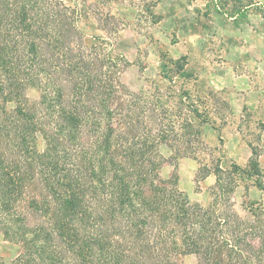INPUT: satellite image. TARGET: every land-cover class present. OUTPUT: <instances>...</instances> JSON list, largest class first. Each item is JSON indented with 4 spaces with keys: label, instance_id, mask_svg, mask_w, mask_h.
I'll use <instances>...</instances> for the list:
<instances>
[{
    "label": "trees",
    "instance_id": "1",
    "mask_svg": "<svg viewBox=\"0 0 264 264\" xmlns=\"http://www.w3.org/2000/svg\"><path fill=\"white\" fill-rule=\"evenodd\" d=\"M93 8L0 0V233L19 251L14 264H179L192 254L198 264H264V205L246 196L239 211L234 201L241 189L264 191L257 160L216 164L203 202L180 190L175 172L160 178L159 144L193 127L161 94L122 83L125 60L113 39L93 34ZM178 67L164 65L162 76H190ZM178 96L189 102L187 90Z\"/></svg>",
    "mask_w": 264,
    "mask_h": 264
},
{
    "label": "rangeland",
    "instance_id": "2",
    "mask_svg": "<svg viewBox=\"0 0 264 264\" xmlns=\"http://www.w3.org/2000/svg\"><path fill=\"white\" fill-rule=\"evenodd\" d=\"M78 1L93 4V34L113 39L114 54L125 60L122 83L145 96L161 94V106L193 127L194 135L159 144L166 158L160 178L175 172L180 190L202 202L216 182V164L247 169L257 160L264 181V0L251 6L249 0ZM240 10L246 18L230 13ZM164 65L174 72L182 66L190 76L165 79ZM235 84L249 87L237 90ZM183 89L190 97L180 104ZM40 95L36 88L27 91L30 100ZM170 146L190 148L193 155L174 158ZM204 165L209 173L202 176ZM245 193L234 195L239 211L246 196L264 205L263 190ZM18 254L0 233V264H14ZM179 264H198V258L187 255Z\"/></svg>",
    "mask_w": 264,
    "mask_h": 264
},
{
    "label": "crops",
    "instance_id": "3",
    "mask_svg": "<svg viewBox=\"0 0 264 264\" xmlns=\"http://www.w3.org/2000/svg\"><path fill=\"white\" fill-rule=\"evenodd\" d=\"M235 86L237 87L236 88L237 90H239V89L242 90V89H245V87H247V88L249 87V85H244V87H243V86H239L238 84H235Z\"/></svg>",
    "mask_w": 264,
    "mask_h": 264
}]
</instances>
